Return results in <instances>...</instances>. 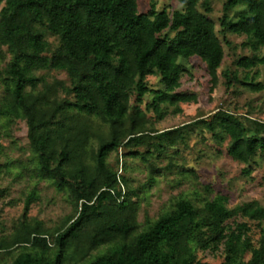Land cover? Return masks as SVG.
I'll return each instance as SVG.
<instances>
[{
	"label": "trees",
	"instance_id": "trees-1",
	"mask_svg": "<svg viewBox=\"0 0 264 264\" xmlns=\"http://www.w3.org/2000/svg\"><path fill=\"white\" fill-rule=\"evenodd\" d=\"M178 1L182 9L158 10L152 3L140 12L138 0H0V140H10L9 147L0 141L6 155L0 173L6 169L15 180L33 183L18 223L0 236V253L10 264H211L199 251L222 253L219 264H264V204L257 199L230 206L228 196L218 194L198 205L181 196L155 220H138L141 194L157 183L156 160L169 158L167 167H174L191 126L201 125L217 143L228 140V155L247 165V176L264 154V120L250 113L219 108L181 126L155 127L171 111L182 113L181 103L197 100L179 91L183 61L199 57L213 90L225 56L207 15L210 1ZM220 26L227 45V33L245 35L242 45L254 51L235 60L239 68L264 65V0H226ZM221 74L228 88L264 89L250 73L241 79L227 68ZM151 75L162 87H151ZM20 121L27 125L25 159L6 153L17 146L13 129ZM120 148L127 150L122 201ZM128 157L148 168L137 187L126 177ZM42 181L66 192L73 205L74 213L54 229L28 216ZM9 192L0 188V199ZM251 222L259 228L257 240Z\"/></svg>",
	"mask_w": 264,
	"mask_h": 264
},
{
	"label": "rangeland",
	"instance_id": "rangeland-1",
	"mask_svg": "<svg viewBox=\"0 0 264 264\" xmlns=\"http://www.w3.org/2000/svg\"><path fill=\"white\" fill-rule=\"evenodd\" d=\"M209 1L212 11L207 15L215 22L217 34L222 40L225 51L224 60L219 69L218 85L213 90L211 89V77L207 66L199 57L194 56L184 60L186 71L183 74L182 86L179 91L194 93L197 100L181 103L182 113L174 114L171 111L163 120L156 122L155 127L158 130L181 126L200 117H210L219 108L228 109L241 115L250 113L251 117L264 120V89L254 91L242 83H235L228 88L225 78L221 74L227 68L237 71L241 79L250 73V76H255L256 81L264 84V65H259L249 72L235 64L237 58L252 56L254 51L250 47L242 45V42L246 40L245 35L229 32L227 38L231 44L225 43L220 32V19L226 0ZM152 3L156 4L158 10L167 9L170 12L183 8L178 0H138L139 11L147 12ZM1 7L2 5H0V9ZM235 10L231 12V16L235 15ZM260 52L263 54L264 48ZM51 74L58 78L68 79L64 72L52 71ZM148 80L151 87H162L159 76H148ZM149 100L150 96H147L142 104L144 109L145 103ZM148 115L154 119L152 111L148 112ZM188 130L187 142L179 145L176 148L179 153L173 155L176 163L174 167H167L169 158L156 160L157 183L140 196L138 220L141 224H145L147 220H155L181 196L192 199L198 205L218 194L227 195L230 206L252 199H257L264 204V154L256 157V162L251 164L252 173L247 176L242 173L243 168L247 165L228 155V140L217 143L212 134L201 125L191 126ZM13 134L17 146L14 148L11 146L6 150V153L12 158L25 159L30 152L25 121L14 125ZM0 141L5 147H9V138L3 137ZM122 150L123 153L127 151L125 148ZM141 150H145V148H141ZM117 156V153L110 156L111 164L115 165ZM5 160L6 155L0 154V164H3ZM126 161L128 165L126 177L129 178L130 184L137 187L144 183L148 177L147 166L138 158L128 157ZM32 186L31 181L15 180L13 172L6 169L0 173V188H10L9 194L0 199V236L8 235L14 225L18 223V219L24 212L26 195ZM38 193L39 198L30 206L29 217H35L44 222L47 227L54 229L62 224L67 215L74 213L69 195L64 191L57 190L49 182H40ZM251 225L252 236L257 240L259 228L253 222ZM198 254L202 260L211 264H219L224 258L222 253L199 251ZM3 256H5L4 253H0V264H10L11 259L9 257L3 259ZM249 257L250 254H247L246 258Z\"/></svg>",
	"mask_w": 264,
	"mask_h": 264
},
{
	"label": "built area",
	"instance_id": "built-area-1",
	"mask_svg": "<svg viewBox=\"0 0 264 264\" xmlns=\"http://www.w3.org/2000/svg\"><path fill=\"white\" fill-rule=\"evenodd\" d=\"M122 154H123V150H122V148H120V167H119V170H118L117 178H118L119 187L121 189L122 194H121V197H120L119 201H122L123 196H124V194L126 192V186H125V183H124V181L122 180V177H121V174L123 173V163H122L123 162V158H122ZM112 192L115 193L114 190H112Z\"/></svg>",
	"mask_w": 264,
	"mask_h": 264
}]
</instances>
